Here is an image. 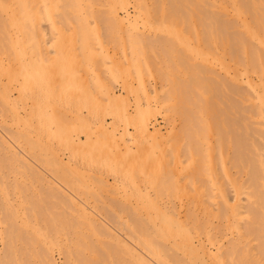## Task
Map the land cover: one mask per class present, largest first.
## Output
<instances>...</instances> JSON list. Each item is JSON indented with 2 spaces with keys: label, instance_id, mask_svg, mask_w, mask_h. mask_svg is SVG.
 Instances as JSON below:
<instances>
[{
  "label": "bare ground",
  "instance_id": "1",
  "mask_svg": "<svg viewBox=\"0 0 264 264\" xmlns=\"http://www.w3.org/2000/svg\"><path fill=\"white\" fill-rule=\"evenodd\" d=\"M0 264H264V0H0Z\"/></svg>",
  "mask_w": 264,
  "mask_h": 264
}]
</instances>
